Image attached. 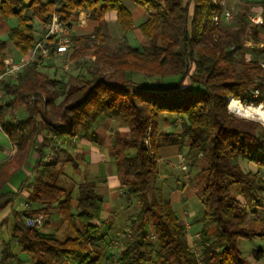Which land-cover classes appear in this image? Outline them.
Here are the masks:
<instances>
[{
  "label": "trees",
  "instance_id": "trees-1",
  "mask_svg": "<svg viewBox=\"0 0 264 264\" xmlns=\"http://www.w3.org/2000/svg\"><path fill=\"white\" fill-rule=\"evenodd\" d=\"M132 1L148 11L138 25L144 43L132 47L125 41L111 52L90 43L104 44L107 36L100 24L110 12L123 33L133 30V15L123 0H0V17L15 19L8 36L21 54L36 43L35 21L57 16L68 26L71 17L83 10L98 26L87 34L72 35L67 57L78 61L93 47L97 56L99 48L105 52L96 61L114 68L105 75L95 66L87 78L65 87L29 64L23 66L16 83L3 81L1 129L16 146L15 154L0 163V198L10 197L4 206L17 194L5 190L10 177L36 153L27 185L29 207L10 213L12 244L33 258L32 264H257L243 255L238 241L264 240V213L248 207L264 203V178L260 171L243 170L239 160L264 168V127L231 113L227 104L229 98L256 105L264 101V66L258 47L264 23H252L246 12L237 11L231 25H222L225 0ZM259 4L264 14V0ZM53 39L49 38L51 43ZM5 57L0 51V73ZM115 77L117 81L112 80ZM146 79L159 83L149 84ZM254 90L259 91L256 97H252ZM19 106L25 109L21 116L16 113ZM100 116L122 122L129 135L125 141L115 136L111 146L127 206L137 207L116 255L112 243L101 245L111 226L101 217L103 199L95 183H79L75 198L57 184L56 168L63 162L57 141L86 135ZM169 116L170 122L181 120L180 131L160 132V119ZM164 145L185 149L189 169L204 165L198 255L172 201L155 187ZM47 151L53 159L41 166ZM67 157L66 162L71 160ZM231 185L245 196L246 204L231 194ZM51 210L73 235L59 238L25 223L26 217L39 214L46 216V223ZM12 244L6 243L0 264H24ZM253 258L255 262L264 258L262 250H254Z\"/></svg>",
  "mask_w": 264,
  "mask_h": 264
},
{
  "label": "rangeland",
  "instance_id": "rangeland-1",
  "mask_svg": "<svg viewBox=\"0 0 264 264\" xmlns=\"http://www.w3.org/2000/svg\"><path fill=\"white\" fill-rule=\"evenodd\" d=\"M123 3L132 13L134 23L138 24L141 20V19L139 20V13L141 10L140 6L137 5L136 3H134L132 0H123ZM224 7H225V11L231 12L232 15L229 18H227L225 16L224 20L222 21V23H223L222 25H231L233 16H235L237 11H240V8H237L236 6H234V7L233 6H227L225 1H224ZM143 10L147 11L145 7L143 8ZM144 11H142V13H144ZM246 12L248 14L250 13V11H248V10ZM144 15L146 16L147 13L145 12ZM252 23H254V22H252ZM116 28H117L116 30H112V31L110 30V31L106 32L107 35L106 34L105 35L107 36V38L105 39L104 44H98L97 41H94V42L90 43V46L103 45L104 49L109 50L111 52H115L116 50L122 48L124 46L123 44H125V41L123 42V39H121V37H117L118 35H120V33H122V31L120 30V28L117 24H116ZM136 31L139 32L137 29H136ZM38 34L43 35L44 33H42V34L38 33ZM133 34H134V32H131V31L126 34L127 39H129V41L128 42L126 41V43H128L130 46L132 45L135 47H140L138 40L134 38ZM37 39H38V36H37ZM47 45L52 46V43L50 42ZM93 49H95V48L94 47L91 48L87 52V54L85 56H83L82 58H80L78 61H70L69 58L67 57V54H64L62 56L51 55L48 59H44L40 62V63H46L47 68H48L47 71L45 69L43 70L41 68V71H44L47 75H49V77H53V78H56L58 80H61L63 82L62 84H64L65 87H67L68 85H71V84H75L81 79L87 78V72L91 71L95 66L100 68L102 70L103 74H105V75L110 74L114 69L112 67V65H108V64H105L103 62H97L96 61V57L98 55H102L103 52H105V51H101L98 48V50L100 52H97L96 53L97 56H95L93 53L94 52ZM95 51H97V50L95 49ZM37 54H38V52H37ZM112 80L117 81V78L116 77L112 78ZM147 83H149V84H155L156 83L157 84L159 82H158V80L152 81V80L148 79ZM254 92H255V90L253 91V93ZM237 101L246 107H248V106H260L261 105L262 111H264V101L260 102L257 105L251 104V103L250 104L243 103L240 100H237ZM228 104H229V100H228ZM228 104H227V108L231 113L235 114L238 117L244 118V119L254 120V121L258 122L262 127H264V119H261L257 116H245V115L235 113L229 109ZM16 113H17V115L20 114L19 116H21V114H24V107L19 106L18 108H16ZM103 117L104 116H100V117L94 119V121L90 124V126L87 129V133L89 135L92 132L97 130V125L101 124L102 121L104 120ZM170 119H171L170 116L160 119V132H162V131H165V132H169V131L178 132V131H180L181 120L176 119L174 122H170L171 121ZM111 125H112L111 127L113 130V133L116 137H118L119 139L124 140V141L129 138L128 128L125 124H123L122 122H119L118 120L115 119L113 121V123H111ZM106 126H108V122L105 123L103 127L105 128ZM0 145L2 147L9 148L8 143H6L5 141H4V144H3V142H0ZM60 146L63 147V151L70 150V143H67V144L62 143ZM60 146L59 145L56 146L57 151L61 148ZM61 150H62V148L60 149V152H61ZM184 150L178 151V149L176 147H171V149H169V148L166 149V152H167L166 154H170L169 155L170 157H172V155H173V157H175V158L170 160V163L172 166L170 165L171 168L168 169L169 171L167 173L166 178L162 177V180H161V177H160L156 181L155 187H157V188L159 187V190L161 191V193L164 197L169 198V199L172 198L173 201H175V202L177 201L178 198L184 197L185 201L190 206L192 211H194L198 215H201L202 206L200 204L199 199L196 197V195L193 194L192 196H190L189 193L187 191H185L186 188L183 191V193L181 192V190H182L183 186H185V187L189 186L190 189L194 186L201 187L203 182H204V176H205L206 172L202 171V169L204 168V165L202 163H199L197 165V167H195L193 169H189L187 163L185 162L186 168L181 169L178 157H179V154H184V152H185ZM131 151L133 152V150H129V152H131ZM161 151L163 152V149ZM118 155L119 156L122 155V152L118 151ZM60 157H64V156L61 155V153H60ZM52 159H53V154L51 152H48L46 155H44V157H42L41 166H44L46 164V162L52 161ZM62 160H63V158H62ZM34 163H35V158L30 155L26 164L24 165L23 169L16 171L10 177V182H11L10 188L11 189L20 188L21 184L23 183V181L26 178L29 179V181L32 180V177H28V175H29L28 172L32 171V167H33ZM161 163L162 162L159 161V166L161 165ZM239 164H240L241 168L245 171H250V165H254L252 163L246 162L245 160H239ZM56 169H57V172L59 171L58 172L59 175L57 178L58 179L57 184L64 187L66 189V193L67 194L69 193V195L72 198H75V196H76L77 185L79 183H81L85 180H92L90 177L88 178L87 176H85L86 174L83 171L82 165H78L75 167L71 162H66L65 160H63V162H61L57 166ZM40 170H42V167H40ZM160 175H162V171H161ZM161 182H163L162 187H161ZM192 182H193V184H192ZM230 191H231V194L239 200V202L246 204L245 196L237 189V187L235 185H231ZM119 204H121V206H122V208H120L121 214H126V215L128 214L132 218H134L135 213H136V209H137L135 204L131 203L130 205H128V211L126 210V208L124 209V207L127 205L126 198L124 195L121 197L118 205ZM177 204H178V202L173 204V207H174V209L179 210V206H177ZM262 204H264V203H262ZM248 207L250 209H257L258 212H260V213L264 212V210H262L261 208H257L253 204H248ZM197 219H196L195 223H197ZM47 220L48 221L46 223L44 222L41 225V227L38 228L41 233H45V234L51 233L53 235H56L59 238H64L67 235H73L71 232L68 231L66 226L61 223L59 215L56 212V210H51L50 216H49V218H47ZM197 224H199V223H197ZM11 225H12V223L10 220L7 223V228L4 227L0 231V237H2V239H0L1 240L0 241V256L2 254L3 249H5L4 247H2L3 246V243H1L2 241L3 242H9L10 241L11 244L14 243V241L12 242L10 234H9ZM6 229H7V231H6ZM124 229L129 230L130 224L125 225ZM123 231L124 230L121 229L119 234L113 233V236L106 233L105 238L107 240L104 242H101L102 247L105 248V246L108 243H112L113 246L112 245H109V246H110L111 250L113 249L112 255H114V254L116 255L117 250H119L120 239L122 238L121 236L123 234ZM187 232H188L189 245L191 247H193L194 253L198 255L199 252L195 248L196 247V241L198 240V238L196 236H194L195 232H193L191 229L188 230ZM238 243H239V248L242 251L243 255L250 262L257 263V264L264 263V258H262L259 262L258 261L255 262V260L253 258V251L258 248L257 246L259 245V243L264 244V240L241 238V239H239ZM116 246H118V247H116ZM11 249L13 250V252H15V254L17 255V258L20 261H22L24 264H32L35 261L28 254L21 251L17 245L12 244ZM113 259H115V258H113Z\"/></svg>",
  "mask_w": 264,
  "mask_h": 264
},
{
  "label": "crops",
  "instance_id": "crops-1",
  "mask_svg": "<svg viewBox=\"0 0 264 264\" xmlns=\"http://www.w3.org/2000/svg\"><path fill=\"white\" fill-rule=\"evenodd\" d=\"M259 1L260 0H225L227 6H233V7L236 6L237 8H240V11H244V12H246L247 10L250 11L249 14L246 12L247 19L249 20V17H258L259 19H261V22H258L260 24V23H264V14H262V8L259 4ZM140 8L142 11H144L143 10L144 7L140 6ZM141 10L139 13V20L140 19L141 20L138 24H135V27L133 28V30H131V32H134L133 36L135 39L138 40V43L140 46L144 43V39L138 29V25L142 23L144 19L146 18L144 13L148 12V11H144V13H142ZM39 22L40 21H35L34 23V34H35L36 41L40 39L41 37V35L38 34V33H41V31L39 30ZM15 24L16 22H15V19L13 18L4 20L3 18L0 17V51L4 53L6 56L3 59V67H4L5 61L9 60L12 62H18L22 57H27L30 53L29 51L26 54H21L17 50V48L13 45L12 41L10 40L8 36V32L11 27L15 26ZM116 24L118 25L116 21L115 13L114 12L108 13L105 16L104 21L100 24L102 33L106 34L107 31L116 30L117 29ZM97 26H98V23L96 21L91 20L89 14L86 11H83V10L77 11L71 17V23L68 25L70 40H71L72 35L87 34L91 32ZM136 29L139 32H137ZM248 30L249 29L247 27L246 31ZM129 32L130 31L123 33L122 31V33H120V35H118L117 37H121V39L128 42L129 39H127L126 34ZM37 36H38V39H37ZM259 37L261 39L260 42L258 43V47L261 49V52H260V57L262 59L261 65L264 66V50H262V46H264V32H261ZM245 44L247 47L251 46V42L249 41H246ZM132 47H135V46H132ZM29 64H33L36 68L40 70L41 68L43 70L45 69L46 71L48 69L46 63H39L38 61H31L30 63L26 65H29ZM18 74L16 77L7 76L3 79V81L8 79L9 81L16 83ZM4 109L8 110V107L4 106ZM103 118L104 120L102 121V123L97 125V130L92 132L93 134L96 135L95 139H92L90 137L92 133L90 135L87 133L86 135H82L79 137L77 136L76 138H69V139L60 138L57 141V145L60 146L62 143L63 144L70 143V150H67V151H63V147L60 146L62 148L60 153L61 155L64 156V157H60V159L62 160L63 158V160H65L68 158L67 156H69L71 160L68 162H71L75 167L78 165H82L83 171L86 174L85 176H87L88 178L90 177L92 179L91 181L95 183L96 191L98 194H100V196L103 199V212H102L101 217L103 220L108 221L110 223L111 228L109 229L107 233L113 236V233L119 234L121 229L125 230L124 229L125 225L130 224L132 217L128 214L127 215L121 214L120 208H122V206L121 204L118 205L121 197L123 196V186L121 185L119 178L117 176L115 163H114V157L111 151V146L115 142V135L113 133L111 123H113L115 118L109 117V116H104ZM107 122H108V126L104 128L103 126ZM4 141L8 143L9 148L2 147L0 145V163L7 161L9 158H11L15 154V151H16V146L9 142L7 136L1 129V124H0V142H3L4 144ZM171 147H174V146L164 145L160 148L161 157L158 160V178L161 177V180H162V177L166 178L167 173L169 171L168 169L171 168L170 160L175 158L173 157V155L172 157H170L169 156L170 154H166L167 153L166 149L168 148L171 149ZM162 149H163V152L161 151ZM47 153L48 152H46L44 155H46ZM31 156L36 158V153L35 152L31 153ZM159 161L162 162L160 166H159ZM23 167L24 166H22L20 169H23ZM161 171H162V175H160ZM250 171L252 172L260 171L262 173V178H264V168H259L255 165H250ZM28 173H29L28 177H32L33 175L32 171ZM28 181L29 179L26 178L21 184L20 188L11 189L10 188L11 182L9 179V183L6 185L5 190L8 192L17 191V194L13 197V200L6 206L4 205L10 197L5 196L3 198H0V223H2L4 219H6L5 223H3L2 225L0 224L1 225L0 231L4 227L7 228L8 221L11 220V223H12V219L10 216L11 211L12 210H16V211L22 210L24 203H27L26 198L29 194V190L27 188ZM162 186H163V182H161V187ZM184 190L187 191L190 196L195 194L196 197L199 199L201 187L194 186L190 189L189 186L188 187L183 186L181 192L183 193ZM170 200L172 201V204H175L176 202H178L177 206H179V210H176V209L175 210L177 212V215L180 221L182 222V224L185 225L186 230L188 231L191 229L193 232H195L194 236L199 238L198 235H199L200 225L195 223V221L200 215L192 211L190 206L185 201L184 197L178 198L176 202L173 201L172 198H170ZM125 208L128 211L127 205L124 207V209ZM257 208H261L262 210H264V204L257 206ZM0 239H2V237H0ZM1 243H3L2 247H5L7 242L2 241ZM257 247L258 248L256 250H262V257H264V244L259 243Z\"/></svg>",
  "mask_w": 264,
  "mask_h": 264
},
{
  "label": "built area",
  "instance_id": "built-area-1",
  "mask_svg": "<svg viewBox=\"0 0 264 264\" xmlns=\"http://www.w3.org/2000/svg\"><path fill=\"white\" fill-rule=\"evenodd\" d=\"M224 5V1L221 2ZM224 15L229 18L232 13L229 11H225ZM214 21L217 20V17L213 18ZM249 20L258 23L261 22V19L258 17H249ZM39 30L41 31L40 39H38L30 51L27 57H22L18 62L5 61L3 72L0 73V97L3 94V79L7 76L16 77L18 72L31 61H38L39 63L48 59L51 55L61 56L66 53L69 46L71 45L70 34L68 26L63 22L59 21L56 16H53L50 20L40 21L39 22ZM54 37L52 46L47 45L50 43L49 38ZM50 46V47H49ZM262 50H264V46H262ZM38 52V54H37ZM37 54V55H36ZM259 94L258 90L252 94V97H256ZM181 169H185V157L184 154H179L178 157ZM28 204L24 203L23 208L28 209ZM46 221V216L39 214L35 217H26L25 223L29 226H41Z\"/></svg>",
  "mask_w": 264,
  "mask_h": 264
},
{
  "label": "bare ground",
  "instance_id": "bare-ground-1",
  "mask_svg": "<svg viewBox=\"0 0 264 264\" xmlns=\"http://www.w3.org/2000/svg\"><path fill=\"white\" fill-rule=\"evenodd\" d=\"M228 107L231 111L245 115V116H257L264 119V111H262V106H243L240 102L233 98H229Z\"/></svg>",
  "mask_w": 264,
  "mask_h": 264
}]
</instances>
